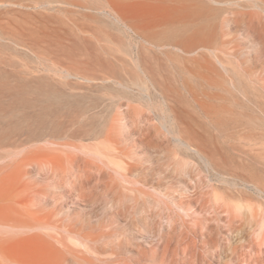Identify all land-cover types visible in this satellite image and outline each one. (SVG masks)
I'll return each mask as SVG.
<instances>
[{
    "label": "rangeland",
    "instance_id": "374dc122",
    "mask_svg": "<svg viewBox=\"0 0 264 264\" xmlns=\"http://www.w3.org/2000/svg\"><path fill=\"white\" fill-rule=\"evenodd\" d=\"M37 112L66 263L264 264V0H0V126Z\"/></svg>",
    "mask_w": 264,
    "mask_h": 264
},
{
    "label": "bare ground",
    "instance_id": "6f19581e",
    "mask_svg": "<svg viewBox=\"0 0 264 264\" xmlns=\"http://www.w3.org/2000/svg\"><path fill=\"white\" fill-rule=\"evenodd\" d=\"M33 92L37 97L31 107L44 103L49 108L61 103L55 92L39 88H33ZM22 118H31L37 124L0 126V149H7L0 153V264H68L57 246L64 243L56 236L54 214L39 206L42 199L37 181L43 176L57 177L74 167V143L56 142L64 134L74 136V131L42 126L39 112L30 117L22 114ZM70 196L65 205L67 213L68 205L74 204Z\"/></svg>",
    "mask_w": 264,
    "mask_h": 264
}]
</instances>
